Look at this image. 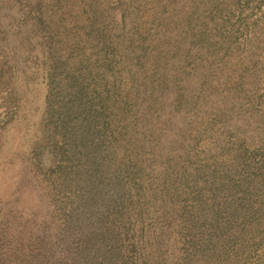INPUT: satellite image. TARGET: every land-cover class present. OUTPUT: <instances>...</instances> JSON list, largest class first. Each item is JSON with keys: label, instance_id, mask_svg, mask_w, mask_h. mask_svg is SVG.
Masks as SVG:
<instances>
[{"label": "rangeland", "instance_id": "1", "mask_svg": "<svg viewBox=\"0 0 264 264\" xmlns=\"http://www.w3.org/2000/svg\"><path fill=\"white\" fill-rule=\"evenodd\" d=\"M128 38L141 41L142 61L173 48L172 76L185 94L160 109L162 125L144 113L141 135L151 128L166 137L174 131L171 121L181 126L179 113L194 124L180 128L186 133L171 143L173 154L154 166L152 197L163 192L191 209L183 194L190 191L197 202L192 226L183 220L174 230L163 220L172 213L163 201L147 212L142 198L143 212L133 219L130 208L119 211L112 228L107 223L119 232V257L131 264H264V0H0V264H28L34 257L49 263L67 243L77 249V231L69 227L79 223L67 220L70 207L84 199L94 173L127 165L126 151L134 149L118 136L121 124L104 119L98 125L95 115V127L88 123L103 103L81 115L68 100L80 80L91 94L105 79L115 88L112 77L124 99V63L137 60ZM88 98L92 105L100 100ZM110 106L118 109L110 100L103 109ZM235 125L249 146H242L244 162L231 167ZM90 158L98 163L88 165ZM176 161L193 171L194 190L180 188ZM72 163L79 182L63 179L61 168ZM105 190L114 196L111 185ZM220 220L221 238L214 229Z\"/></svg>", "mask_w": 264, "mask_h": 264}, {"label": "trees", "instance_id": "2", "mask_svg": "<svg viewBox=\"0 0 264 264\" xmlns=\"http://www.w3.org/2000/svg\"><path fill=\"white\" fill-rule=\"evenodd\" d=\"M159 23L160 21L156 24L158 25ZM130 40L131 43L126 46L131 48L133 46L136 47L133 51L137 54L135 65L138 66V70L135 71V65H132V59H126L127 62L126 64L124 63L123 69L125 70L128 79L126 83L128 88L126 93H124V99L121 97L122 93L119 94V91L116 88V78L112 77V84L115 88H111L109 81L105 79L102 82L95 83L91 94H88V91L86 90L85 80H80L78 88L75 91L76 93H73L72 97L69 96L68 101L69 103L71 102L73 109L81 115L93 113V108H95L96 105L103 103L99 109H94V114L90 116L91 119L88 123L91 124L93 121L95 127L96 121L94 115L97 116L96 120L98 125L103 123L104 119H108L109 122L112 123H120L123 132L120 131L118 136L123 137L127 142V146L129 145L131 149H134L131 150L133 155L127 150L126 155L128 154L130 157L127 159V165L120 168L113 167L115 170L113 173L108 171L107 165L104 166L106 168L101 175L94 173L89 179V184H85L83 187L88 188V190L84 192V199L80 200L79 204L70 207L67 220L79 223L77 227H69L70 233L77 231L74 234V237H76L75 241L79 242L78 248L76 247L77 249H74L71 247L70 243H67L65 245L67 248L65 247L56 259L48 257L46 251H43V254L51 259L49 263H47L46 259H43V257H34L28 264H131L132 262H130L129 259L126 261V255H120L119 257L118 248L121 247V244L116 239L119 232L111 230L110 227H107V223H109L112 228V222L115 221L118 212L128 208L131 209V213L133 214L131 219H133L135 215L138 216L140 212H143L140 209V202H142V198L144 197H147V199H145L147 212L156 211L157 207L155 204L158 201L166 203L164 207H169L168 212L171 211L172 213L167 215V219L163 218V220L172 224V230L177 228L176 225L183 220H189L188 222L191 226L193 224L196 213L193 210L196 211L197 198L194 197V195H191L190 191L183 194L187 197L186 201L190 203L192 207L191 209L182 208L184 204L179 202L176 196L172 197L167 194V197L163 192H155L157 198L152 197V190L157 182L153 179L155 175V173H153L155 171L154 166H157L156 164L161 157L173 154L171 143L174 144L180 136L186 133L183 129H180L187 123L184 121L186 119H181L182 115L178 112L179 114L177 113L178 115L175 122L180 123L181 126H175L178 128L177 131L174 127V122L171 121L169 128H174V131L169 132L166 137L162 135L163 137L160 136L159 138L158 135L153 133L151 128L142 132L145 136H142L140 132V130L143 129L142 121H144V124L148 123L144 119L145 117H148L153 122L161 124L160 119L164 118V116H160V109H163L164 106H169L170 109V107L176 105V97L181 99L180 96H185L182 88L183 85L181 84V89H178V84H176V82L174 83L175 77L172 76V74L175 73L174 70L176 68L174 67V64L170 62L171 58L169 54L173 48H169L167 54L162 55L160 52L155 56L149 58L145 57L144 61H142L139 57V50L142 48L141 41L136 43L135 40ZM183 41L186 42V45L190 43L189 39ZM123 49L125 48L123 47ZM123 56L125 58L128 57L125 55ZM108 67L110 68L109 71L112 72V66L108 65ZM80 69H82V67L79 68V70ZM205 69L209 70L210 68L207 67ZM177 71H180V65ZM204 73L212 74L208 72ZM70 74L72 75V73ZM87 74L89 73L87 72ZM50 84L52 85L53 83ZM198 87L202 90V93H205L203 90L204 86L203 89L200 84ZM89 95H92L94 98H100V100H97V104L92 105V103L88 101ZM63 97H68V95L63 94L60 98ZM109 100L110 103L113 106H117L118 109L110 106V110L107 109V111H105L104 106ZM59 101L61 103L63 100ZM218 104L221 105L222 103ZM67 110L68 107L63 102L59 112H63V116H65ZM147 112H149L147 115L150 114L153 116H144L143 118V114ZM156 112H158L157 115H155ZM218 114L220 113H216V116L219 118L221 115ZM165 122L166 120L162 121V123ZM234 122L237 123L236 121ZM193 125L194 124L192 123H187L185 127L188 126L191 128ZM55 131H57L56 127L54 128V132ZM240 131L241 129L238 125H235L230 131V134L235 136V143L238 144V151L233 154L235 161L230 165L231 167H233L234 164L238 165V163L244 162L246 153L245 151H242V146H244V148L247 145L249 146V143L246 145L242 144V140L238 137ZM70 132L73 134L74 130H71ZM163 150L165 153H162ZM175 158L178 159L180 157ZM89 161L90 163L87 164L90 166H93L94 162L96 164L98 163L96 158H90ZM57 163L58 162H55L56 165ZM73 164L75 166H73ZM76 164L77 163H72L69 167L64 165L63 168H61L64 180L74 178L79 182L80 177L78 176L79 172L76 169ZM174 164L178 165L175 174L178 175V184L180 188H184L185 185L186 187L191 188L190 190H194L195 186L198 185L197 179L194 178L193 171L192 174H189L184 169L185 165L188 163L176 161ZM58 167H61V164ZM147 170H151L152 173L147 174ZM208 170L210 171L209 167ZM212 171L216 176V170L212 169ZM228 173L230 176L231 172ZM210 174L211 172L206 178L211 182ZM157 178L159 179L160 176H157ZM160 181L161 180H159V182ZM109 185L115 190L114 196L107 194V191L105 190L106 186ZM81 206L83 207L82 210L80 209ZM79 210H81V212ZM83 223L92 224L83 225ZM218 228L219 232H222L221 220L217 221V225L214 226L217 234H220ZM221 234L222 235L219 236L220 238L224 236V231ZM138 253H140V251H138ZM142 255L143 253L139 254L138 259L140 261L144 260ZM26 261L27 260L24 257L23 263Z\"/></svg>", "mask_w": 264, "mask_h": 264}]
</instances>
